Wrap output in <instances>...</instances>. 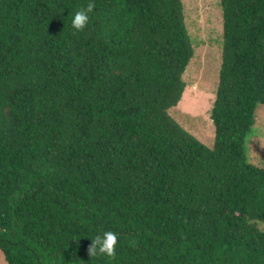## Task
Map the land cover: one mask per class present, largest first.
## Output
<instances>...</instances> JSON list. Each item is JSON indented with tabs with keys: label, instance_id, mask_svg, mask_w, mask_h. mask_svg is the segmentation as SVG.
Listing matches in <instances>:
<instances>
[{
	"label": "trees",
	"instance_id": "trees-1",
	"mask_svg": "<svg viewBox=\"0 0 264 264\" xmlns=\"http://www.w3.org/2000/svg\"><path fill=\"white\" fill-rule=\"evenodd\" d=\"M0 0V251L7 264H264V0H220L214 145L183 128L182 0ZM117 234L113 257L92 239Z\"/></svg>",
	"mask_w": 264,
	"mask_h": 264
},
{
	"label": "rangeland",
	"instance_id": "rangeland-1",
	"mask_svg": "<svg viewBox=\"0 0 264 264\" xmlns=\"http://www.w3.org/2000/svg\"><path fill=\"white\" fill-rule=\"evenodd\" d=\"M188 34L194 47L184 79L182 102L171 113L188 132L208 147L214 145L215 128L211 118L219 84L223 55V15L220 0H182ZM264 157V106L255 113V124L247 138L245 159L261 166ZM0 264H7L0 251Z\"/></svg>",
	"mask_w": 264,
	"mask_h": 264
},
{
	"label": "clouds",
	"instance_id": "clouds-1",
	"mask_svg": "<svg viewBox=\"0 0 264 264\" xmlns=\"http://www.w3.org/2000/svg\"><path fill=\"white\" fill-rule=\"evenodd\" d=\"M95 5L93 0H89L87 8L80 9L72 16V27L75 30L82 31L89 23V13L94 9ZM118 244L117 234L113 231H105L102 235H97L92 239V245L89 249L91 256L104 255L113 257L116 254Z\"/></svg>",
	"mask_w": 264,
	"mask_h": 264
}]
</instances>
